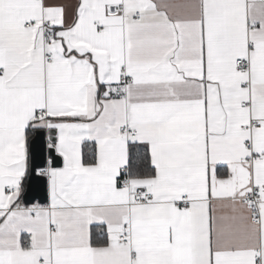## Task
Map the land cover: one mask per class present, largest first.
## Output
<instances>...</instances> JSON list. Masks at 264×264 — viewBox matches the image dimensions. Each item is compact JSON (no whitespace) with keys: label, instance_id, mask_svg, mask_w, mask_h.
<instances>
[{"label":"snow or ice","instance_id":"snow-or-ice-1","mask_svg":"<svg viewBox=\"0 0 264 264\" xmlns=\"http://www.w3.org/2000/svg\"><path fill=\"white\" fill-rule=\"evenodd\" d=\"M0 264H264V0H0Z\"/></svg>","mask_w":264,"mask_h":264}]
</instances>
